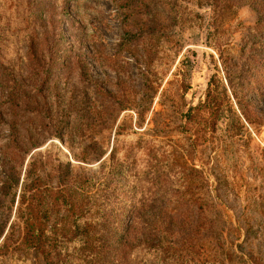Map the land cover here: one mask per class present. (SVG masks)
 <instances>
[{"label":"rangeland","instance_id":"rangeland-1","mask_svg":"<svg viewBox=\"0 0 264 264\" xmlns=\"http://www.w3.org/2000/svg\"><path fill=\"white\" fill-rule=\"evenodd\" d=\"M153 2H159L156 27L140 31L143 19L123 22L113 0H67L59 63L44 95L58 104V112L69 109L72 115L67 127L58 130L52 122L42 131L23 169L35 158L48 186H55L64 165L73 175H96L119 129L122 146L112 177L117 211L103 214L119 233L125 221L119 210L136 190L132 175L144 167L139 161V168H129L126 160L138 154L133 151L140 141L151 140L161 176L177 198L188 200L192 219L198 217L190 228L197 253L224 264H264V0ZM174 11L187 22L168 24L165 14ZM126 29L134 33L131 40H124ZM85 73L129 109L110 110L116 106L108 107ZM2 75L0 68V80ZM93 107L95 113L81 119ZM8 135L1 125L0 144ZM7 227L12 244L0 254V264H46L36 249L20 246L14 211ZM133 261L154 264L142 256Z\"/></svg>","mask_w":264,"mask_h":264},{"label":"trees","instance_id":"trees-1","mask_svg":"<svg viewBox=\"0 0 264 264\" xmlns=\"http://www.w3.org/2000/svg\"><path fill=\"white\" fill-rule=\"evenodd\" d=\"M113 1L123 12V22L140 18V31L156 27L159 2ZM66 11L67 0H0V127L6 124L9 130L0 144L4 173L0 178V254L7 253L12 244V229L7 226L14 211L20 225V246L36 249L46 264H136L133 258L139 256L151 258L154 264H224L197 253L192 244L196 231L190 228L198 217L192 219L194 210L188 200L177 198L172 184L161 176L151 140L140 141L133 151L138 154L126 160L129 168L139 161H144V167L132 175L136 190L119 210L125 218L119 233L115 227L110 229L103 217L110 209L117 211L112 177L122 146L118 144L123 134L119 129L96 175L84 171L73 175L64 165L60 171L58 168L55 186H48L37 174L35 158L31 157L23 169L27 155L40 143L42 131L51 128L52 122L58 130L67 127L72 115L69 109L58 112V104L47 102L44 95L48 75L59 63L57 45L64 38L61 20ZM186 18L175 11L165 14L168 24L178 26L187 22ZM125 34L124 40L134 37L131 30L126 29ZM254 35L258 36L255 29ZM83 77L93 83L102 98H107L108 107L116 106L110 110L120 113L129 109L89 74ZM208 100L211 105L213 98ZM240 109L244 119L251 122L246 109ZM95 111L89 108L81 119ZM167 191L172 194L167 195Z\"/></svg>","mask_w":264,"mask_h":264}]
</instances>
